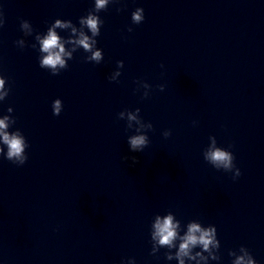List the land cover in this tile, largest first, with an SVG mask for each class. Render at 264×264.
I'll return each instance as SVG.
<instances>
[{"label":"clouds","instance_id":"1","mask_svg":"<svg viewBox=\"0 0 264 264\" xmlns=\"http://www.w3.org/2000/svg\"><path fill=\"white\" fill-rule=\"evenodd\" d=\"M110 2H114V0H94V8L86 16H82L79 19V27H76L71 20L56 19L48 27L46 34L37 33L35 41L39 45V66L48 69L52 75H58L61 70L68 67V61L73 59V53L80 48L84 52L90 53V55L85 57L86 61L99 64L103 60V52L96 47V37L100 35L103 20L97 13L106 10ZM0 16H2V13H0ZM144 19L143 8L138 7L131 14L133 24L138 25ZM3 23V19L0 18V27L3 26ZM20 28L25 36L32 35L34 31L27 20H21ZM58 28L70 29L68 38L61 37L56 31ZM85 29H87V32ZM128 31L131 32L133 29L129 27ZM16 44L23 48L25 40H17ZM65 44H71L73 46L72 49L66 51ZM32 47L35 48L36 44H33ZM123 66L124 62L122 60L117 61V69H121ZM120 75L121 72L119 70L115 71L109 77V80L116 81ZM137 84L145 90L142 98H147L151 86L143 81H137ZM5 85L6 78L0 75V101H3L9 95L10 89L6 88ZM158 87L160 91H164V85H159ZM62 108L63 103L59 98L52 102L53 115L59 116ZM7 111L11 113L13 109L9 107ZM139 114V108L134 111L125 109L118 113V119L127 121V129L134 128L135 130L136 134L130 135L127 139L129 148L133 152H142L148 146L149 137L146 133L153 130V125L150 122L145 123ZM2 117L0 118V155L13 164L22 166L28 159L26 149L29 145L19 129L13 132L8 131L9 124H14L15 119L9 115ZM163 136L165 138L171 136V130H165ZM209 141L210 143L203 151L204 160L217 170L233 172L234 180L238 178L241 175V171L234 163L235 157L232 151L218 146L214 136H210ZM132 160L134 163L136 162L135 157H132ZM185 227L186 231L181 234V221L177 220L171 211L166 215L157 214L151 224V254L156 255L159 249L166 248L169 251L165 253V258L169 261L175 259L178 264H193V262L194 264H208L209 260L220 259L218 255L220 241L217 239V229L214 225L205 227L200 222L193 220L188 222ZM196 248L201 250L194 252ZM173 249H175V252L172 251ZM229 255L234 257L232 264H257V261L244 246L239 248V254L235 251H230ZM121 264H124V262L122 261ZM127 264H135L134 259H129Z\"/></svg>","mask_w":264,"mask_h":264}]
</instances>
